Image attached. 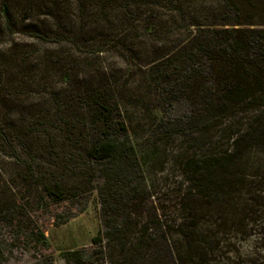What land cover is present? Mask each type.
I'll use <instances>...</instances> for the list:
<instances>
[{
    "label": "rangeland",
    "instance_id": "374dc122",
    "mask_svg": "<svg viewBox=\"0 0 264 264\" xmlns=\"http://www.w3.org/2000/svg\"><path fill=\"white\" fill-rule=\"evenodd\" d=\"M53 1L48 10L32 11L25 24L52 37L69 34L77 41L81 35L94 47L80 52L70 41L43 42L30 37L20 26L12 37L0 38V124L5 131L12 129L17 134L11 139L21 158L18 162L11 157L8 144L0 138V215L19 205V212L47 238V254L53 263L67 264L65 252H99L93 239L106 229L98 190L88 188L85 195L78 190L84 180L81 169L90 166L86 158L79 157V151L92 138L87 135L94 120L89 110L95 106L89 99L92 93L105 94L111 104H118L121 116L116 118L128 127L142 159L144 173L136 182L140 189L135 199L142 225L159 219L174 224L187 214L184 207L191 206L189 200L194 193L187 162L208 151L231 153L234 140L264 116V105H227L225 112H216L194 133L187 124L206 119L203 105L185 99L172 103L156 81L154 65L192 37L183 25L191 17L210 25L223 10L219 0H157L147 7L144 0H124L125 8L119 11L125 13V24H121V14L113 11L109 16L112 23L103 22L97 29L83 27L79 0ZM63 3L70 5L67 12L59 9ZM239 3L245 21H255L254 26L244 27L264 29V0ZM95 5L91 3L87 9L91 11ZM149 19L157 25V33L145 30ZM83 114L85 117H79ZM161 121L166 127L158 125ZM38 122L45 126L38 127ZM66 123L76 125L75 140L83 135L79 151L67 138ZM178 124L185 125L181 131ZM31 125H36L35 130L28 132ZM195 137L200 139L197 144ZM246 154L251 177L246 179L247 192L241 197L249 201V206L247 212L238 215L245 218V223L236 218L229 224L206 264H264V160L257 167L255 162L264 155V147ZM27 163L32 164L34 176ZM46 187H58L65 200L55 203ZM64 219L68 222L58 225ZM208 220L205 215L201 225L207 226ZM32 254L28 252L18 261L31 260ZM109 256L101 260L102 255H98L97 263L117 264Z\"/></svg>",
    "mask_w": 264,
    "mask_h": 264
},
{
    "label": "trees",
    "instance_id": "16d2710c",
    "mask_svg": "<svg viewBox=\"0 0 264 264\" xmlns=\"http://www.w3.org/2000/svg\"><path fill=\"white\" fill-rule=\"evenodd\" d=\"M219 1L223 10L215 20L210 25H203L202 21L191 17L189 23L183 25L192 36L190 41L179 45L176 51L153 67L156 81L169 101L185 99L193 105H203L206 119L187 124V129L191 127L194 133H198L208 118L213 119L216 112H225L227 105H264V29L244 27L254 26L255 21H245L239 0ZM94 2L95 7L89 11L87 7ZM157 3V0H144L145 7ZM53 4V0H0V38L12 37L13 31L20 26L30 37L43 42L70 41L80 52L93 49L94 46L86 44L81 35L77 41L69 34L52 37L45 30L25 24L32 11L48 10ZM78 4L84 28L89 25L97 29L103 22L111 24L109 16L113 11L121 14L122 25L126 22L125 13L119 11L125 8L124 0H79ZM69 8L70 5L64 3L59 7L65 12ZM144 28L152 33L157 25L149 19ZM106 96L98 92L90 95L91 105H95L89 109L93 111L94 120L87 135L92 138L82 152L78 150L82 133L75 140L76 125L66 123L67 138L75 144L73 149H77L79 157L86 158L90 165L81 169L84 180L78 190L82 195L88 188L98 190L106 228L103 235L93 239L100 247L99 252H65L66 263L98 264V255L104 260L109 254V260L114 259L117 264H206V259L210 260L209 254L219 244V235L228 229L229 224L236 218L239 223H245V218L238 217L247 212L249 206V201L241 197L247 192L245 181L251 177L247 173L250 160L246 161L244 156L250 149L264 147V116L257 118L246 133L234 140L231 153L218 155L208 151L187 162L188 178L194 192L189 200L191 206L184 207L187 214L184 213L174 224L159 219L142 225L138 220L140 209L135 203L140 189L136 182L144 173L142 159L128 127L122 119H117L121 116L118 104H111ZM81 116L85 117L84 114ZM164 124V121L158 123L161 128L166 127ZM36 125L45 126V123ZM36 125H31L33 127L30 126L28 132L35 130ZM177 126L181 131L185 125ZM3 127L0 124V138L8 144L11 157L20 162L11 139L17 134L12 129L5 131ZM19 130L22 131V127ZM193 141L197 144L200 139L195 137ZM262 160L264 155L261 154L256 158V167ZM27 167L34 176L32 164L27 163ZM45 189L55 203L65 200L64 192L58 187ZM18 206L0 215V264H54L47 254L50 250L47 238L19 212ZM205 215L209 220L203 227L200 220ZM67 222L68 219H64L58 225ZM28 252H33L31 260L18 261Z\"/></svg>",
    "mask_w": 264,
    "mask_h": 264
}]
</instances>
